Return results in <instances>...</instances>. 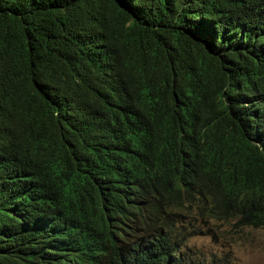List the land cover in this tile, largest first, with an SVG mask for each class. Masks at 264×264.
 I'll return each mask as SVG.
<instances>
[{"label":"trees","instance_id":"1","mask_svg":"<svg viewBox=\"0 0 264 264\" xmlns=\"http://www.w3.org/2000/svg\"><path fill=\"white\" fill-rule=\"evenodd\" d=\"M264 230V0H0V264H204Z\"/></svg>","mask_w":264,"mask_h":264},{"label":"rangeland","instance_id":"2","mask_svg":"<svg viewBox=\"0 0 264 264\" xmlns=\"http://www.w3.org/2000/svg\"><path fill=\"white\" fill-rule=\"evenodd\" d=\"M187 240L188 251L204 264H264V230L235 221L201 222Z\"/></svg>","mask_w":264,"mask_h":264}]
</instances>
